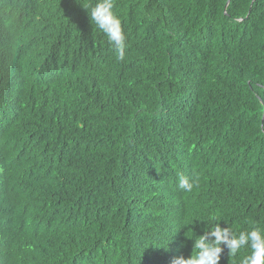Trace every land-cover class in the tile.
<instances>
[{"label": "trees", "instance_id": "1", "mask_svg": "<svg viewBox=\"0 0 264 264\" xmlns=\"http://www.w3.org/2000/svg\"><path fill=\"white\" fill-rule=\"evenodd\" d=\"M101 2L0 0V264H171L217 225L264 231V0H110L122 49Z\"/></svg>", "mask_w": 264, "mask_h": 264}, {"label": "clouds", "instance_id": "2", "mask_svg": "<svg viewBox=\"0 0 264 264\" xmlns=\"http://www.w3.org/2000/svg\"><path fill=\"white\" fill-rule=\"evenodd\" d=\"M112 5L110 0H103L93 11V18L98 26L104 30L109 39L122 49L123 34L120 28L119 21L112 15L110 9ZM121 58L123 57L122 50L120 51ZM178 186L180 189L190 192L194 187V182L190 181L186 176L178 177ZM228 230L222 229L217 225L210 233H196V239L193 240L192 249L195 248V254L187 256L181 254L175 256L171 264H218L219 254L222 251L219 245L227 243L231 252L235 255L243 245H250L251 255L243 259L242 264H264V231L261 229H253L247 233L240 235L231 240L228 239ZM209 235L214 237V240L209 239ZM192 252V251H191Z\"/></svg>", "mask_w": 264, "mask_h": 264}, {"label": "water", "instance_id": "3", "mask_svg": "<svg viewBox=\"0 0 264 264\" xmlns=\"http://www.w3.org/2000/svg\"><path fill=\"white\" fill-rule=\"evenodd\" d=\"M229 3V1L227 2V4Z\"/></svg>", "mask_w": 264, "mask_h": 264}]
</instances>
